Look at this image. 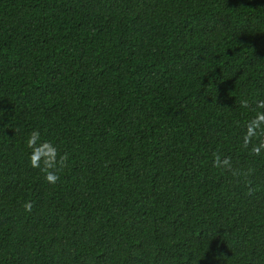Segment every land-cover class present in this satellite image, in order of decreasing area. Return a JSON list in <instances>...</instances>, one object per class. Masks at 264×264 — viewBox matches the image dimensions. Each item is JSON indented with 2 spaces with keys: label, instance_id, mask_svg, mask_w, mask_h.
<instances>
[{
  "label": "trees",
  "instance_id": "obj_1",
  "mask_svg": "<svg viewBox=\"0 0 264 264\" xmlns=\"http://www.w3.org/2000/svg\"><path fill=\"white\" fill-rule=\"evenodd\" d=\"M261 100L264 0H0V264H264Z\"/></svg>",
  "mask_w": 264,
  "mask_h": 264
},
{
  "label": "clouds",
  "instance_id": "obj_2",
  "mask_svg": "<svg viewBox=\"0 0 264 264\" xmlns=\"http://www.w3.org/2000/svg\"><path fill=\"white\" fill-rule=\"evenodd\" d=\"M241 106L247 108L248 101H241ZM257 109H264V100L258 101L256 104ZM258 135L264 136V111H257L253 119H251L246 125V133L243 138L244 147L247 148L252 143L254 137ZM40 133L33 131L30 137L27 139V146L32 149L29 160L33 168H40L45 173V179L51 184H56L59 180V171L66 166L68 159L67 153L59 154L58 149L49 141L39 142ZM264 149V140H261L259 144H253L251 152L255 155H260L261 150ZM229 164V160L225 158L221 161L219 155H215L214 165L220 166ZM43 165V167H41ZM23 207L26 211L31 212L33 203L31 201H25Z\"/></svg>",
  "mask_w": 264,
  "mask_h": 264
}]
</instances>
